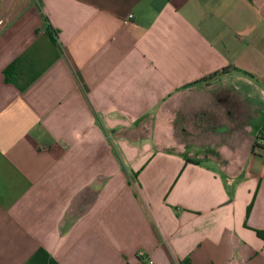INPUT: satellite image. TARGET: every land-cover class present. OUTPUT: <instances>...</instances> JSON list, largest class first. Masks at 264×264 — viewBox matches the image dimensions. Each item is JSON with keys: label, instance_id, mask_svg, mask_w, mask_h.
I'll use <instances>...</instances> for the list:
<instances>
[{"label": "crops", "instance_id": "crops-1", "mask_svg": "<svg viewBox=\"0 0 264 264\" xmlns=\"http://www.w3.org/2000/svg\"><path fill=\"white\" fill-rule=\"evenodd\" d=\"M263 135L264 0H0V264H264Z\"/></svg>", "mask_w": 264, "mask_h": 264}, {"label": "built area", "instance_id": "built-area-1", "mask_svg": "<svg viewBox=\"0 0 264 264\" xmlns=\"http://www.w3.org/2000/svg\"><path fill=\"white\" fill-rule=\"evenodd\" d=\"M131 14H128L125 19L129 18ZM259 144L264 147V135L260 137ZM137 256L143 258L145 264H153L152 260L145 256L142 252H137Z\"/></svg>", "mask_w": 264, "mask_h": 264}, {"label": "trees", "instance_id": "trees-1", "mask_svg": "<svg viewBox=\"0 0 264 264\" xmlns=\"http://www.w3.org/2000/svg\"><path fill=\"white\" fill-rule=\"evenodd\" d=\"M203 79H204V78H203ZM259 139H260V138H259ZM130 175H131V176H135V172L130 173ZM248 207H249V206L246 207V213H247V211H248ZM256 234L259 235V236H261V237L263 238V240H264V233H263V232H260V231H257V230H256Z\"/></svg>", "mask_w": 264, "mask_h": 264}]
</instances>
